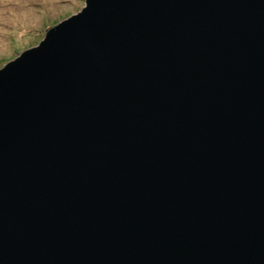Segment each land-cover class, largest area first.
<instances>
[{"label":"water","instance_id":"water-1","mask_svg":"<svg viewBox=\"0 0 264 264\" xmlns=\"http://www.w3.org/2000/svg\"><path fill=\"white\" fill-rule=\"evenodd\" d=\"M0 66V264H264V0H84Z\"/></svg>","mask_w":264,"mask_h":264},{"label":"rangeland","instance_id":"rangeland-1","mask_svg":"<svg viewBox=\"0 0 264 264\" xmlns=\"http://www.w3.org/2000/svg\"><path fill=\"white\" fill-rule=\"evenodd\" d=\"M84 6V0H0V66L36 46L47 26Z\"/></svg>","mask_w":264,"mask_h":264}]
</instances>
